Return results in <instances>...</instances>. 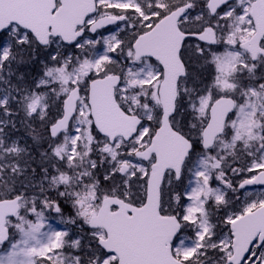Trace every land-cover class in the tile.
I'll use <instances>...</instances> for the list:
<instances>
[{"label": "snow or ice", "instance_id": "snow-or-ice-1", "mask_svg": "<svg viewBox=\"0 0 264 264\" xmlns=\"http://www.w3.org/2000/svg\"><path fill=\"white\" fill-rule=\"evenodd\" d=\"M0 264H264V0H0Z\"/></svg>", "mask_w": 264, "mask_h": 264}, {"label": "rangeland", "instance_id": "rangeland-1", "mask_svg": "<svg viewBox=\"0 0 264 264\" xmlns=\"http://www.w3.org/2000/svg\"><path fill=\"white\" fill-rule=\"evenodd\" d=\"M253 190H258L259 188H252Z\"/></svg>", "mask_w": 264, "mask_h": 264}, {"label": "water", "instance_id": "water-1", "mask_svg": "<svg viewBox=\"0 0 264 264\" xmlns=\"http://www.w3.org/2000/svg\"><path fill=\"white\" fill-rule=\"evenodd\" d=\"M259 187V186H258Z\"/></svg>", "mask_w": 264, "mask_h": 264}]
</instances>
